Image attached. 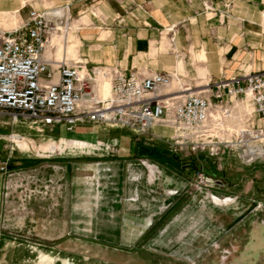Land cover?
I'll return each instance as SVG.
<instances>
[{
    "label": "rangeland",
    "instance_id": "rangeland-1",
    "mask_svg": "<svg viewBox=\"0 0 264 264\" xmlns=\"http://www.w3.org/2000/svg\"><path fill=\"white\" fill-rule=\"evenodd\" d=\"M0 17V36L19 28L17 13ZM228 118L209 119V141L240 146L248 118ZM13 122L0 110V264H264V158L245 164L243 146L191 151L172 126L160 125L173 135L158 143L89 123L75 129L86 139L39 123L21 135ZM105 162L119 164L118 179ZM116 195L124 217L101 220L102 197Z\"/></svg>",
    "mask_w": 264,
    "mask_h": 264
},
{
    "label": "crops",
    "instance_id": "crops-1",
    "mask_svg": "<svg viewBox=\"0 0 264 264\" xmlns=\"http://www.w3.org/2000/svg\"><path fill=\"white\" fill-rule=\"evenodd\" d=\"M53 8L63 9L66 29L52 35L43 59L53 69L64 60L79 63L87 71H103L102 78L96 77L100 97L110 94L112 72L116 70L143 77L168 73L172 76L171 90H162L159 96L179 100L187 93L207 96L219 82L264 73V0H0V16L17 13L19 27L28 21L30 10ZM233 104L231 116L220 111L235 127L242 118L249 119L254 109L247 99H231L225 110L230 111ZM218 110L210 113V127L215 126L211 118ZM25 121L31 120L15 119L10 131L22 135L28 124L42 127ZM85 123H77L70 131L63 124L50 127L81 139L75 129ZM158 126L147 134L158 143L172 138L173 134L163 133V127ZM103 165L107 178H119V164L114 171L107 162ZM102 198L101 220L124 217L118 195Z\"/></svg>",
    "mask_w": 264,
    "mask_h": 264
},
{
    "label": "built area",
    "instance_id": "built-area-1",
    "mask_svg": "<svg viewBox=\"0 0 264 264\" xmlns=\"http://www.w3.org/2000/svg\"><path fill=\"white\" fill-rule=\"evenodd\" d=\"M61 29H66L63 9L53 8L30 10L23 26L1 34L0 110L10 111L14 119H29L44 126L63 124L68 131L83 121L137 134H146L154 125L172 126L179 144L189 145L191 151L215 146L209 151L217 155L239 144L209 141V113L215 107L227 114L225 107L231 99L248 98L258 121L254 123L251 116L247 130L239 137V143L245 139L239 146L244 147L241 158L245 164L264 158V73L219 82L207 96L187 93L179 100L159 96L172 83L168 73L143 77L116 70L112 72L110 94L102 98L96 90V77L102 78L103 71H87L79 63L64 60L53 69L43 59L52 35ZM7 162H0L1 173H6Z\"/></svg>",
    "mask_w": 264,
    "mask_h": 264
},
{
    "label": "bare ground",
    "instance_id": "bare-ground-1",
    "mask_svg": "<svg viewBox=\"0 0 264 264\" xmlns=\"http://www.w3.org/2000/svg\"><path fill=\"white\" fill-rule=\"evenodd\" d=\"M247 100L249 101V99L247 98ZM211 113V112H210ZM210 113H209V119H210V117H211V115H210ZM209 119H208V121H209ZM154 127V126H153ZM245 131V130H244ZM244 131H240V136L242 135V132H244ZM17 142V141H16Z\"/></svg>",
    "mask_w": 264,
    "mask_h": 264
}]
</instances>
